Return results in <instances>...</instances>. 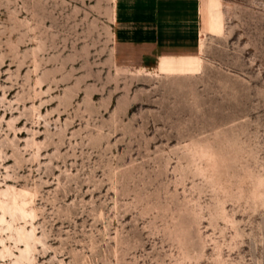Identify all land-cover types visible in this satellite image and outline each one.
I'll return each mask as SVG.
<instances>
[{
    "label": "rangeland",
    "instance_id": "1",
    "mask_svg": "<svg viewBox=\"0 0 264 264\" xmlns=\"http://www.w3.org/2000/svg\"><path fill=\"white\" fill-rule=\"evenodd\" d=\"M212 1L154 73L116 0H0V264H264V0Z\"/></svg>",
    "mask_w": 264,
    "mask_h": 264
},
{
    "label": "crops",
    "instance_id": "2",
    "mask_svg": "<svg viewBox=\"0 0 264 264\" xmlns=\"http://www.w3.org/2000/svg\"><path fill=\"white\" fill-rule=\"evenodd\" d=\"M200 0H116L115 57L154 73L192 67L199 55Z\"/></svg>",
    "mask_w": 264,
    "mask_h": 264
},
{
    "label": "bare ground",
    "instance_id": "3",
    "mask_svg": "<svg viewBox=\"0 0 264 264\" xmlns=\"http://www.w3.org/2000/svg\"><path fill=\"white\" fill-rule=\"evenodd\" d=\"M217 4L218 5V2L216 0H213L212 2H210V5H209V9L211 6H213L214 4ZM207 16V15H206ZM205 22V21H204ZM201 42V41H200ZM202 43V42H201ZM6 193H8L9 197L10 196H17V194H20L23 198L25 197H28V194L25 193V192H21L19 191L18 193H16V190L15 188L13 187H9L7 188L6 190ZM0 210L2 211L1 213H3V215H7L9 214L12 219H13V223H17L19 220H25L26 217H30L31 214H28L26 213L25 211V204L22 202L21 205L19 206H14V211L12 213H10L8 210H7V207L5 205H3L1 202H0ZM32 224V223H31ZM24 233V231H23ZM37 238L36 235H35V230L33 228V225L31 226V230L29 231V234H22L21 233V240L22 239H25L26 241V250H27V255H28V259H27V262L31 263L33 258H32V254L34 252V247H35V244H37ZM8 252V251H7Z\"/></svg>",
    "mask_w": 264,
    "mask_h": 264
}]
</instances>
